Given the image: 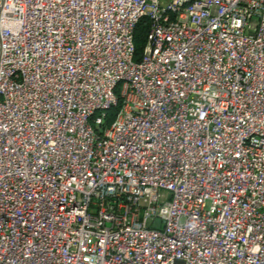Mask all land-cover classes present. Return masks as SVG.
Returning <instances> with one entry per match:
<instances>
[{
	"label": "built area",
	"instance_id": "built-area-1",
	"mask_svg": "<svg viewBox=\"0 0 264 264\" xmlns=\"http://www.w3.org/2000/svg\"><path fill=\"white\" fill-rule=\"evenodd\" d=\"M0 264H264V0H0Z\"/></svg>",
	"mask_w": 264,
	"mask_h": 264
},
{
	"label": "trees",
	"instance_id": "trees-1",
	"mask_svg": "<svg viewBox=\"0 0 264 264\" xmlns=\"http://www.w3.org/2000/svg\"><path fill=\"white\" fill-rule=\"evenodd\" d=\"M149 31H150L149 21L147 20V18H143L138 23L133 33L134 58L136 61H139L143 56L146 39L149 34ZM119 107H120V102L116 107H112L106 112L104 117V126H108L114 121L116 114L119 110Z\"/></svg>",
	"mask_w": 264,
	"mask_h": 264
}]
</instances>
